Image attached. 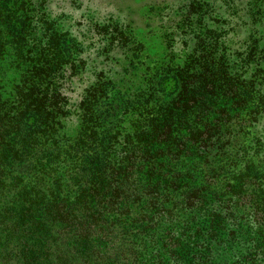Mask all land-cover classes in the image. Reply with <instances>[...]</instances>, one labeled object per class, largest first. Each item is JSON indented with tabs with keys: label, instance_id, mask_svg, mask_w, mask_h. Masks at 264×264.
<instances>
[{
	"label": "trees",
	"instance_id": "1",
	"mask_svg": "<svg viewBox=\"0 0 264 264\" xmlns=\"http://www.w3.org/2000/svg\"><path fill=\"white\" fill-rule=\"evenodd\" d=\"M46 1L0 0V264H264V70L214 45L134 88L101 74L65 135L80 43Z\"/></svg>",
	"mask_w": 264,
	"mask_h": 264
},
{
	"label": "rangeland",
	"instance_id": "2",
	"mask_svg": "<svg viewBox=\"0 0 264 264\" xmlns=\"http://www.w3.org/2000/svg\"><path fill=\"white\" fill-rule=\"evenodd\" d=\"M44 7L41 11L57 17L60 28L80 43L76 71H63L60 79L65 113L59 121L65 135L77 130L78 101L101 74L134 88L148 69L182 65L192 50L216 55L214 45L237 59V73L264 70V39L253 41L264 37V0H47ZM10 62L0 58V68L6 69L0 87L5 89L18 74ZM259 82L262 89L264 78ZM253 131L264 141V111Z\"/></svg>",
	"mask_w": 264,
	"mask_h": 264
}]
</instances>
